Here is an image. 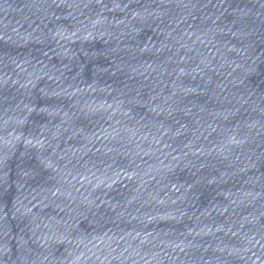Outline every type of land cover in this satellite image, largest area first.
<instances>
[{
  "label": "water",
  "instance_id": "water-1",
  "mask_svg": "<svg viewBox=\"0 0 264 264\" xmlns=\"http://www.w3.org/2000/svg\"><path fill=\"white\" fill-rule=\"evenodd\" d=\"M0 264H264V0H0Z\"/></svg>",
  "mask_w": 264,
  "mask_h": 264
}]
</instances>
